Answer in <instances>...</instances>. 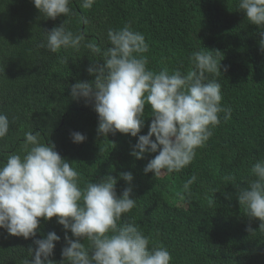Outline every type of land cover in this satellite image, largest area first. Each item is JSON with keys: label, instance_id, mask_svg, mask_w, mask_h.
<instances>
[{"label": "trees", "instance_id": "1", "mask_svg": "<svg viewBox=\"0 0 264 264\" xmlns=\"http://www.w3.org/2000/svg\"><path fill=\"white\" fill-rule=\"evenodd\" d=\"M238 4L239 0H70V13L53 20L40 14L33 0H0V113L10 122L8 133L0 138V161L23 154L26 133L38 134L40 142L54 143L69 160L81 187L111 175L119 195L127 187L120 173L132 172L136 206L118 224L138 225L149 237L150 248L169 250L170 264H264V230L258 219L247 217L236 198L235 185L246 187L254 179L249 174L252 165L264 159V51L258 26ZM63 22L67 30L84 37L80 47L56 53L39 48L46 31ZM125 24L144 35L148 50L141 55L147 57L149 70L187 73L193 67L192 53L200 50L221 59L222 73L207 75L221 84V105L231 108V118L225 121L224 113L219 114L221 123L212 129L213 135L178 172L145 174L143 168L157 153L136 159L130 152L138 137L118 131L98 136L93 105L71 97V85L93 80L88 68L103 63L111 46L109 29ZM89 43L96 45L95 53ZM150 115L146 104L139 134H147ZM72 131L86 140L73 143ZM193 174L197 179L185 190ZM40 220L36 238L56 232L61 239L50 259L60 261L65 230L56 217ZM249 226L256 230L249 232ZM68 235L72 236L70 230ZM33 239L0 229V264L32 259ZM81 242L87 244L82 238Z\"/></svg>", "mask_w": 264, "mask_h": 264}, {"label": "clouds", "instance_id": "2", "mask_svg": "<svg viewBox=\"0 0 264 264\" xmlns=\"http://www.w3.org/2000/svg\"><path fill=\"white\" fill-rule=\"evenodd\" d=\"M33 4L40 14L53 20L71 11L70 0H33ZM238 8L258 26L264 51V0H239ZM107 38L111 46L104 53L103 63L88 68L94 79L72 84L71 97L93 105L98 114V136L108 137L118 131L138 137L130 152L136 159L157 153L143 168L145 174L160 177L184 169L195 158L196 149L213 135L212 129L221 123L219 114L224 113L225 121L231 118V108L221 105V84L207 75L222 73L221 59L212 51L200 50L192 53L193 67L187 73H169L166 69L155 72L147 68L148 59L141 55L148 50L144 35L130 24L109 29ZM83 39L67 30L63 22L46 31L38 47L56 53L62 48L78 49ZM87 47L97 51L95 44ZM146 104L153 119L147 134H139L145 126ZM9 126L7 115L0 113V138L6 136ZM70 136L77 144L87 138L79 131H72ZM249 174L254 179L246 187L235 185L236 198L247 217L258 219L259 229L264 230V159L255 162ZM120 177L127 187L119 195L117 180L111 175L81 187L79 173L55 144L42 143L38 134L28 132L23 154H11L0 161V229L25 239L34 238L36 247L29 248L32 259H25L23 264H170L169 250L164 246L150 248L149 237L138 225L118 224L122 215L136 206L133 173L121 172ZM196 179L193 174L184 189ZM53 217L65 230L66 245L60 261L50 259L55 242L61 239L56 232L36 238L40 218ZM255 230L248 228L249 232Z\"/></svg>", "mask_w": 264, "mask_h": 264}]
</instances>
